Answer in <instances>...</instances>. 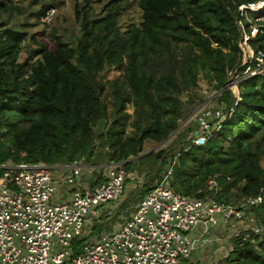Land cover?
I'll return each mask as SVG.
<instances>
[{
  "label": "trees",
  "instance_id": "1",
  "mask_svg": "<svg viewBox=\"0 0 264 264\" xmlns=\"http://www.w3.org/2000/svg\"><path fill=\"white\" fill-rule=\"evenodd\" d=\"M255 1L138 0L142 20L122 33L116 15L123 0L111 1L96 19L84 0L74 6L81 32L74 45L31 36L35 49L22 61L26 33L0 25V165H71L101 152L108 164L133 171L131 160L146 142L161 143L177 129L181 97L200 76L220 90L241 65L237 21L250 29L238 9ZM10 8L0 1V11ZM249 16L264 17V9ZM249 45L264 50V35ZM106 68L119 77L100 79ZM239 92L230 119L204 146L182 141L139 161L171 166L169 186L182 196L230 205L261 195L250 213L264 211V80L245 81ZM219 100L234 103L229 92ZM226 244L221 264H264V235L247 229Z\"/></svg>",
  "mask_w": 264,
  "mask_h": 264
},
{
  "label": "built area",
  "instance_id": "2",
  "mask_svg": "<svg viewBox=\"0 0 264 264\" xmlns=\"http://www.w3.org/2000/svg\"><path fill=\"white\" fill-rule=\"evenodd\" d=\"M262 9L264 0L239 7L250 29L248 34L243 21H237L242 62L210 99L219 100L229 92L234 103L214 108L206 102L193 112L188 119L195 128L190 132L191 145L204 146L230 119L240 101L241 83L264 80V50L255 51L249 45L250 39L264 35V17L249 16ZM55 13L54 8L46 10L42 23L49 25ZM52 167L0 165V264H195L192 255L215 242L212 231L223 226L222 240L238 237L247 229H237L236 224L243 223L246 213L263 201L258 195L226 205L212 197L182 196L169 186L170 166L117 228L92 233L86 228L100 209L123 196L127 172L111 163L104 182L84 187L79 162L68 165L61 175L54 174ZM207 185L209 189L215 186L213 181ZM61 188L69 189L67 200L54 201ZM199 226L200 234L193 236Z\"/></svg>",
  "mask_w": 264,
  "mask_h": 264
},
{
  "label": "rangeland",
  "instance_id": "3",
  "mask_svg": "<svg viewBox=\"0 0 264 264\" xmlns=\"http://www.w3.org/2000/svg\"><path fill=\"white\" fill-rule=\"evenodd\" d=\"M11 7L8 12L0 11V25L4 27H15L20 31L26 33V40L22 46V51L19 56V61H22L26 55L27 50L35 49L30 37L33 36L38 42H49L54 36L61 37L68 44L74 45L75 41L81 36L79 21L74 18L75 3L85 5L84 0H0ZM113 0H89V7L91 9V19L102 18L105 15V7L112 3ZM138 0H123L121 10L117 12L118 26L122 33L127 31L131 25L138 26L141 22V11L137 7ZM49 8L56 10L53 21L49 24H43L41 19L43 14ZM249 21H252L249 18ZM46 42V43H47ZM120 73L110 68L105 69L100 73L99 77L102 80H113L119 77ZM215 89L208 85L206 80L200 76L197 87L184 93L181 97L183 102L184 116L178 122L177 129L172 132L167 140L161 143L146 142L143 147V153L131 161L137 162L133 171L128 172V179L125 181L124 196L116 204V208L105 209L103 213L99 214L97 219L92 221V224L86 228L87 231L98 233L101 231L109 232L120 225L131 213L135 210L139 200L145 192L154 187L161 181L164 174L168 171L169 166H165L159 170L158 164H150L149 162L141 163L139 159L145 155L156 153L161 149H165L171 145L175 149H179L182 141H191L190 132L195 128L188 123L190 115L193 114L199 107L207 102L214 108L226 107L227 102L216 100L210 102L211 95ZM213 97V96H212ZM193 99V100H192ZM191 101L188 107L187 103ZM127 112L131 114V107L126 108ZM191 128V130H190ZM194 129V130H193ZM186 134V136L184 135ZM195 135V133H194ZM176 141H178L176 143ZM98 152V150H97ZM264 158L261 159L263 165ZM85 169L90 170L94 165L103 166L98 167L95 175L99 178L104 177V172H107V159L101 152H98L94 160L88 162L87 160L79 161ZM68 166V165H66ZM106 174V173H105ZM106 177V176H105ZM100 179V178H99ZM237 197H232L231 201L235 202ZM237 203V202H235ZM234 203V204H235ZM237 229H258L257 235H264V211H248L246 218L240 223L236 224ZM244 231V230H242ZM225 244V248H227ZM223 248V247H222ZM223 250V249H222ZM221 247L217 246L213 249V254L210 256L207 264H221L222 256ZM227 254V252H225ZM211 262V263H210Z\"/></svg>",
  "mask_w": 264,
  "mask_h": 264
},
{
  "label": "crops",
  "instance_id": "4",
  "mask_svg": "<svg viewBox=\"0 0 264 264\" xmlns=\"http://www.w3.org/2000/svg\"><path fill=\"white\" fill-rule=\"evenodd\" d=\"M109 166H110V164L107 165L105 168L108 169ZM98 167H103V166L94 165L92 168H90V170H87V169H85V167L83 165H81L80 183H82L84 185V187H86V186L94 187V186L100 185L102 182H104L106 180V177H105L106 176V174H105L106 171L104 172V177L103 178H102V176H100L99 177L100 179H99L95 175V173L97 172L96 169ZM52 169L54 171V174L61 175L63 173H66L67 166L66 165H56V166H53ZM124 193H125V190H124ZM68 196H69V189L61 188L59 190V195H56L54 197L55 198L54 201L67 200ZM123 196H124V194H123ZM117 203L116 202L115 203H110V204L106 205L105 207L101 208L100 211L98 212V217H99V214L105 212L104 211L105 209L111 208L113 210L114 208H116V204ZM200 232H201V227L200 226L196 227L195 230L192 232V235L193 236H198L200 234ZM224 234H225V230L223 229V226H220L216 230L212 231V234H211L210 237L214 238L215 242L212 243V244H209L204 250L196 251L191 257L192 262H194L195 264H207L206 262L208 260H211L210 256L213 254L212 251H213L214 247H217V246H220L221 250L223 249L222 253L220 255L221 256L224 255V253L226 251V248L224 246H225V244L227 242L226 239L222 240V238H224Z\"/></svg>",
  "mask_w": 264,
  "mask_h": 264
},
{
  "label": "water",
  "instance_id": "5",
  "mask_svg": "<svg viewBox=\"0 0 264 264\" xmlns=\"http://www.w3.org/2000/svg\"><path fill=\"white\" fill-rule=\"evenodd\" d=\"M195 135H196V132H195ZM167 139H168V138H167ZM167 139H165V140H167ZM165 140H164V141H165Z\"/></svg>",
  "mask_w": 264,
  "mask_h": 264
}]
</instances>
